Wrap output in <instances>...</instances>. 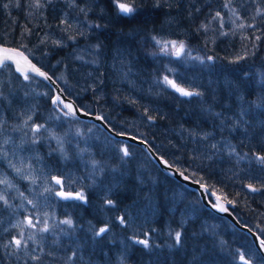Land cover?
I'll return each mask as SVG.
<instances>
[{"label": "trees", "instance_id": "trees-1", "mask_svg": "<svg viewBox=\"0 0 264 264\" xmlns=\"http://www.w3.org/2000/svg\"><path fill=\"white\" fill-rule=\"evenodd\" d=\"M120 2L135 12L121 14L113 0H39V8L36 0H0V42L22 49L80 107L102 111L115 130L121 131L118 125L124 128L126 124L116 118H141V124L123 131L139 133L171 164L231 201L237 218L264 239V164L257 160L259 154L264 155V0ZM161 34L186 42L205 57L203 62L156 55L153 37ZM209 56L214 59L208 60ZM8 64L0 70L16 66ZM165 76L203 95L182 96L162 83ZM8 85L16 96L22 92L16 84ZM217 139L227 140L232 148L213 156L201 154L202 148ZM151 165L159 174L157 184L137 183L132 164L129 176L120 181L110 199L117 209L125 208L143 202L146 189L154 186L151 199L159 206L154 224L162 230L170 221L177 225L175 216L182 202L172 199L169 192L172 184H181ZM247 184L259 191L248 190ZM186 192L201 208L196 218L174 226L181 233L180 242L175 237L171 248L157 244L153 249L134 244L125 264H245L238 255L241 244L254 248L264 264L251 238L237 228L222 231L227 237L223 240L213 236L204 226L207 221L221 218L233 225L206 208L196 192L187 188ZM88 209L86 204L73 208L86 218ZM107 246L103 240L94 243L93 250L99 257Z\"/></svg>", "mask_w": 264, "mask_h": 264}, {"label": "rangeland", "instance_id": "rangeland-1", "mask_svg": "<svg viewBox=\"0 0 264 264\" xmlns=\"http://www.w3.org/2000/svg\"><path fill=\"white\" fill-rule=\"evenodd\" d=\"M155 38L153 42L156 55L199 62H203L205 58L186 42L162 34ZM156 40L161 43L157 44ZM173 41L176 42L175 47L171 44ZM165 42H168L167 47ZM181 43L184 45L182 50ZM16 68L17 66H14L3 72L0 70V81L4 84L3 96L0 97V121L3 122L0 127V151L7 152L6 157L0 156V180L6 179L12 185L9 187L0 183V195H4L8 200V205L0 201V264H125L134 244L142 245L144 249H153L157 244L171 248L177 233L174 226L185 225L189 218L194 219L199 215L201 205L197 199L188 194L183 185L172 184L169 195L172 199L181 201L182 207L175 216L177 225L170 221L162 230H157L154 224L159 211L157 201L151 199L154 186L147 187L143 202H135L121 209H117V203L109 204L114 191L121 186L120 181L129 176L127 170H131L132 164L136 166L137 183L143 186V181L146 180L153 184L159 182V174L151 165V159L131 144L111 138L93 123L64 116L65 110L57 109L50 102L51 89L40 83L31 73H28L30 79L25 80L22 72L16 71ZM8 83L10 86L16 84L22 92L16 96L15 91L7 88ZM162 83L168 85L164 79ZM73 93L79 96L76 92ZM82 102L93 108L88 101ZM99 112L103 114L102 111ZM29 115L32 116V120L28 122L29 126L16 130ZM116 120L119 123L126 122L124 128L115 123L122 127L120 132H126L123 131L126 127L142 122L141 118L130 121L122 117ZM33 124H43L48 131L42 129L40 133L34 134L31 131ZM25 132L27 136L24 135ZM53 133L63 141L67 159L63 158L59 151L57 140L52 138ZM34 135L39 137V142L33 145L30 141ZM3 140H8L9 143L3 144ZM125 147L130 153L128 156L123 154L122 149ZM225 148H232L227 140H211L209 147L202 148L201 154L207 156L210 153V156H213L211 153ZM21 161L24 170L17 174L15 169L10 167V163L21 167ZM93 161L97 162L95 166ZM29 164L31 168L28 167ZM140 171L145 177L138 173ZM56 175L64 178L66 190L77 188L87 198L90 195L98 197L101 209L98 223L73 210L78 209L81 204L89 206L87 199L86 202L78 199L63 201L57 196L60 187L53 181ZM23 176L30 178L24 179ZM33 179L35 183L32 182ZM46 188H51L52 191H46ZM162 188L167 191L165 186ZM29 200L32 203H29ZM174 210L173 208L171 211ZM69 218L73 221L71 227L61 223ZM121 218L124 220L123 224L120 222ZM28 219L32 220L35 227L28 226ZM45 220L49 231L41 232ZM105 226L108 231L96 236L95 232ZM204 226L220 240L226 237L222 231L228 232V229H231L233 232L235 229L221 218L207 221ZM122 229L123 233H116ZM21 232L23 239L27 241V248L16 250L10 241L14 237L21 238ZM29 235H34L35 241L28 240ZM103 240L108 246L106 250L100 251L101 255L98 257L93 250L94 243ZM140 240H148V247L138 243ZM4 245L9 246L5 248ZM239 246L241 248L238 255L240 259L243 257L242 261L261 264L254 248H245L244 244ZM31 255H38L41 259L31 260Z\"/></svg>", "mask_w": 264, "mask_h": 264}, {"label": "snow or ice", "instance_id": "snow-or-ice-1", "mask_svg": "<svg viewBox=\"0 0 264 264\" xmlns=\"http://www.w3.org/2000/svg\"><path fill=\"white\" fill-rule=\"evenodd\" d=\"M113 2L115 3V6L117 7V9L119 10V12L121 14H132V13L135 12V8L130 6L127 3H121L120 0H113ZM16 6L19 7V3L18 2H17ZM5 7H8V5H5ZM35 7H37V8L42 7V5L39 3V0H36ZM216 16L219 17L220 13L217 12ZM214 19H215V17H214ZM202 27H206V26L202 25ZM238 27L243 28L244 25L240 24ZM248 27H253V25H248ZM22 35H23V33H22ZM153 39L155 40L156 38L153 37ZM257 39H259V37H257ZM156 43L159 44L161 42L159 40H156ZM167 43L168 42H165V47H167ZM171 44L173 45V47H175L176 42L173 41V42H171ZM183 48H184V45H183V43H181L180 44V49L182 50ZM3 52L5 53V55L3 56V59H0V69L9 67L8 61H13L14 63L17 64L16 71L22 72L23 77H24L25 80H29L30 79V76H29L28 73L31 72V73H35V75L43 77L46 80L52 81V77L49 76L46 72L42 71L41 68L37 67L35 64H32L31 61H29L28 58L26 56H24L23 52H18L15 49H8V48H4ZM177 55H179V52H177ZM17 57H22L23 60L27 63L28 67H27L26 70L20 67V61L18 59H16ZM244 58L245 57H239L238 59H244ZM197 59H199V57H197ZM207 59L208 60H213L214 58L209 56V57H207ZM233 62H235V61H233ZM52 82L55 83V81H52ZM164 82L166 84L170 85L172 88H174L182 96L190 97V96H193V95H196V96L203 95V93L187 91L184 88L179 87L174 81L169 80L167 76L164 77ZM62 94H63V89L60 90V94H57L52 99V104L57 109H60V110L67 109V111H63V115L64 116H73L74 117L75 114H76V109L73 108V105H72L71 102L65 103L64 99H62ZM2 96H3V93L0 92V97H2ZM61 105H62V109H61ZM96 119L102 120L103 117L97 116ZM148 119L152 120L154 118L149 116ZM31 120H32V116L29 115L27 117V119L23 122V125L17 126L16 130H22L23 128H27L29 126L28 122L31 121ZM2 126H3V122L0 121V127H2ZM42 129L44 131H48V129H46L43 124H33V126L31 127V131L34 134L40 133ZM24 135L27 136V133L25 132ZM51 135H52L53 139L57 140L58 148H59V151L61 152L63 158L67 159L68 157H67V153L65 152L64 147H63V141L61 140L60 137L56 136L54 133L51 134ZM38 142H39V137L34 135L32 137V139H31L30 143L34 145V144H36ZM8 143H9L8 140H3V144H8ZM145 143H146V141H145ZM213 147H215V145H213ZM122 151H123L124 156L130 155V153L128 152L127 147L123 148ZM0 156L6 157L7 156V152L0 151ZM257 160L260 163L264 164V155L257 156ZM92 163H93V166H95L97 162L93 161ZM164 163L167 164V161H164ZM10 167H13L17 174H21L23 172V170H24L23 169V161H21V167H16V165L11 164V163H10ZM28 167L31 168V165L29 164ZM181 175H183V173H181ZM22 178L29 179L30 176H23ZM53 179L55 180L56 184L61 185V186L63 185L62 179H59V178H56V177H53ZM185 179H187V177H185ZM32 182L35 183V180L33 179ZM0 183L7 184L9 187L12 186L11 184H9V182L6 179L5 180H0ZM247 187L253 192L259 191V189L253 187V185H251V184L247 185ZM45 190L49 191V192L52 191L51 188H46ZM21 195H23V194L21 193ZM57 195L63 197L64 199H68V198L71 197L72 194L71 193H64V192L61 191V192H58ZM74 198L86 202V197L84 196L83 193H76ZM0 201H3L5 205H8V200L5 198L4 195H0ZM28 202L32 203V201H30V200ZM108 203L111 204L112 201L109 200ZM221 210L222 211H226L227 209H223L222 208ZM120 222L122 224L124 223L123 218L120 219ZM61 223L66 224L69 227H71L73 225V221L70 218L61 221ZM27 224H28L29 227H35V225L33 224L31 219H28ZM40 231L41 232L49 231L47 220L44 221V227L41 228ZM107 231H108L107 226L101 227V228H99V230L97 232H95V235L96 236H100L101 234H103V233H105ZM20 236H21V238L17 239V238L14 237L13 240L10 241V244H13L15 246L16 250H20L21 248H25V249L27 248V241H25L23 239V232H21ZM28 240L35 241V236L34 235H29L28 236ZM180 240H181V233L177 232L176 233V242L179 243ZM138 243L143 244L145 247H148V244H149L148 240H140V241H138ZM259 243H260V248L264 249V239H261L259 241ZM8 246L9 245H4L5 248H7ZM41 251H43V249H41ZM25 254H27V253H25ZM73 255H75V253H73ZM30 259L34 260V261H38V260L41 259V257L38 256V255H31ZM241 259H243V257H241ZM245 264H247V261H245Z\"/></svg>", "mask_w": 264, "mask_h": 264}, {"label": "water", "instance_id": "water-1", "mask_svg": "<svg viewBox=\"0 0 264 264\" xmlns=\"http://www.w3.org/2000/svg\"><path fill=\"white\" fill-rule=\"evenodd\" d=\"M4 48L8 49H15L18 52H23L24 56L28 58L29 61H31L32 64H35L37 67H39L22 49L5 45L0 42V59H3V56L5 53L3 52ZM20 61V67L23 69H27L28 65L27 63L23 60L22 57H17ZM11 63L17 65L13 61H10ZM41 68V67H39ZM42 71L46 72L44 69L41 68ZM31 73V72H29ZM49 76H51L48 72H46ZM35 75V73H32ZM38 76V75H36ZM44 83H46L53 91V96L52 99L57 95L60 94V90L63 89L61 84L54 78L52 77V81H55L53 83L52 81L46 80L41 76H38ZM62 99H64L65 103L71 102L73 105V108L76 109V114L74 118L82 120V121H87L91 122L95 125H97L99 128H101L105 133H107L109 136H111L114 139L117 140H122L124 142L130 143V144H135L137 146H140L150 157L151 161L166 175L169 177L175 179L178 181L180 184H182L185 188L192 190L197 193L199 196L200 200L204 204V206L214 213H216L219 216L225 217L234 227H236L238 230L243 231L246 233L252 240L254 247L258 250L260 255L264 258V249L260 248V243L259 241L262 239L256 231L251 229L248 225L243 224L237 216L232 212L231 207L233 206V203L229 200L224 199L221 197L218 193L210 189V187L196 179L191 178L187 174H185L181 169H179L176 165L171 164L168 160L163 158L157 151L156 149L145 139L138 137L133 134L129 133H124V132H119L115 130L107 121L106 119L100 114V113H94L87 111L86 109L80 107L78 103L69 95L66 94V92L63 89V94H62ZM62 107V105H61ZM67 111V109H64ZM97 116L103 117L102 120L96 119ZM73 117V116H72ZM122 134V135H121ZM146 141V143H145ZM259 154L258 156H260ZM164 161H167V164L164 163ZM183 173V175H181ZM56 178L64 180L62 176H54ZM187 177V179H185ZM54 180V179H53ZM55 182V180H54ZM58 185V184H57ZM249 185V184H247ZM246 185V188L250 190ZM61 186V185H59ZM62 187V186H61ZM255 187V186H253ZM257 188V187H255ZM258 189V188H257ZM64 192V193H71V197L68 199H64L63 197L57 195L61 200H70V199H75V194L78 192L75 191H67L64 189H60L58 192ZM251 191V190H250ZM57 192V193H58ZM253 192V191H252ZM257 192V191H256ZM210 198H213L211 200ZM227 209L226 211H222L221 209Z\"/></svg>", "mask_w": 264, "mask_h": 264}, {"label": "flooded vegetation", "instance_id": "flooded-vegetation-1", "mask_svg": "<svg viewBox=\"0 0 264 264\" xmlns=\"http://www.w3.org/2000/svg\"><path fill=\"white\" fill-rule=\"evenodd\" d=\"M138 173L142 174L145 177L143 172L140 171ZM63 188H64V181H63ZM70 191H75V192H78V193H82V191L78 190L77 188L71 189ZM85 197L88 200L87 203L90 204L89 209H88L89 219L91 221L95 222V223H98L99 222V215H100L99 211L101 210L100 209V204H99L100 203L99 199H98V197L96 195H90L89 198H87V196H85ZM73 200H77V199H73ZM212 200H213V198H212ZM68 201H72V200H68ZM83 205H85V204H83Z\"/></svg>", "mask_w": 264, "mask_h": 264}, {"label": "bare ground", "instance_id": "bare-ground-1", "mask_svg": "<svg viewBox=\"0 0 264 264\" xmlns=\"http://www.w3.org/2000/svg\"><path fill=\"white\" fill-rule=\"evenodd\" d=\"M89 206H90V205H89ZM89 206H88V207H89ZM88 219H89V217H88ZM243 224H244V223H243ZM235 228H236V227H235ZM251 229H252V228H251ZM254 231H255V230H254ZM242 232H243V231H242ZM257 234H258V233H257Z\"/></svg>", "mask_w": 264, "mask_h": 264}]
</instances>
